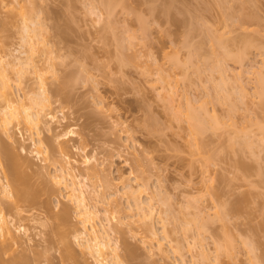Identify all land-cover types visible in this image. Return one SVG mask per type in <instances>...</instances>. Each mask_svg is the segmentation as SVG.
<instances>
[{
  "label": "rangeland",
  "instance_id": "rangeland-1",
  "mask_svg": "<svg viewBox=\"0 0 264 264\" xmlns=\"http://www.w3.org/2000/svg\"><path fill=\"white\" fill-rule=\"evenodd\" d=\"M103 1H110L111 15L105 12ZM103 1L0 0V55L6 61L19 55L24 61V54V58L29 54L24 53L28 48L21 39V17L37 22L32 25L40 41L34 40L37 50L32 57L48 92L47 101L35 109L44 103L41 114L55 115L53 121L43 116L39 127L14 121L6 132L0 128L1 140L19 160L25 159L20 171L28 180L27 187L54 190L40 192L32 204L1 194L3 209L18 207L12 216L15 226L21 225L19 241L10 251L33 255L46 250V256L34 264H95L72 237L78 262L61 258V234L79 224L73 203L65 190L53 185L47 172L54 171L53 159L66 153L76 160L75 173L85 184L86 195L95 185L107 196L112 194L102 200L95 192L89 201L98 210L95 225L103 226L111 243L119 245L124 264H216L217 260L218 264H255L250 242L256 264H264V133L260 129L264 127V84L260 94L256 83L257 71L264 73V0ZM161 4H171L170 12L175 14L161 13L165 9ZM151 7L160 15L152 13ZM136 14L142 17L145 29L138 25L142 23ZM213 36L223 37L220 43L226 41L224 47L230 45L227 51L235 55L243 43L251 44L242 59L222 60L223 75L213 66L221 61L214 58L222 53L213 44ZM206 56L211 60L206 61ZM6 68L9 73L11 67ZM16 69L9 70L10 90L15 98L31 105L30 96L38 91L40 76L33 68H22L21 74ZM163 74L169 78L167 85L157 79ZM237 78L240 82L235 84ZM216 91L221 97V92L231 93L230 101L215 97ZM187 107L200 117L212 115L215 125L191 133L184 116ZM32 140L41 141L39 155ZM0 156L1 184L6 162L2 153ZM84 156L98 172L107 169L113 182L110 180L109 188L103 187L101 171L97 177H87ZM121 175L128 178L125 184H132L137 200L151 206L150 219L158 238L148 231L147 219H137L135 210L118 213V206H132L135 197L122 193ZM223 204L226 209L222 210ZM218 209L228 213L224 219L215 218ZM200 210L204 218L197 216L196 220L195 212ZM63 211L68 214L59 221L55 215ZM228 240L233 245L229 255L222 251L218 256L215 247L225 242L228 247ZM125 243L135 249L133 258L124 256Z\"/></svg>",
  "mask_w": 264,
  "mask_h": 264
},
{
  "label": "bare ground",
  "instance_id": "bare-ground-1",
  "mask_svg": "<svg viewBox=\"0 0 264 264\" xmlns=\"http://www.w3.org/2000/svg\"><path fill=\"white\" fill-rule=\"evenodd\" d=\"M220 1H223V0H220ZM103 2H106V1H103ZM103 4L105 6V10H106L105 12L106 13L108 12L110 14V12L112 10V6L110 5V1L109 2H106V3H103ZM151 4H150V6H152ZM161 5H163V4H161ZM170 5L167 4L166 7L163 5L165 9H163V7L160 6L163 9V11H161V13L162 12L165 13V14L167 13V15H168V13L171 11L170 10ZM160 7L158 6L157 9L160 8ZM155 9L156 8L151 7L152 13H155V12L158 11V10H155ZM173 9L174 8H172V10ZM153 11H155V12H153ZM172 12H170V13L172 14ZM158 13L160 15V12L159 11H158ZM23 15H24V13L21 16H23ZM25 16L26 15H24L23 18L21 17V20L24 22V25H22V27L23 26L24 27H23V30L21 32V35H22V33H24V34H23V36H21V39L23 37V39H22V40H24L22 42V43H24L23 45H25L27 43V45L29 46V47H27V45L25 46L26 48H28L27 49V50H29L28 52H27V50H24L26 52L23 51L26 54L29 53L28 56L26 55V58H24L25 57V54H24V57H22V60H24V61H20L21 60L20 59L21 58L20 55L14 57L13 60L6 61V56L5 55L3 56V54L0 55V128L3 131L5 130L4 132H6L7 127L9 128L8 125H11V123L14 122V121H16L18 124H21L22 123V124H24V126H26L28 128H32V127L34 128V127H37L39 124H41L43 122V116H44V118H48L50 121H53L55 119V115L53 113H50L49 111H48L49 113L46 112L47 113L46 116L44 114L43 115L41 114V109H42V107L44 108V106H43L44 103H43V105H42L41 108L40 107L39 108L37 107V109H35V106L41 105L42 102H43V100L44 101H47V98H46L47 95L45 96V93L47 94L48 91L46 90L47 89L46 88V86H47L46 81H44L45 79L41 77L42 76L41 73L38 75V71H37V68H36L37 67V64L35 65V60H33L34 58L32 57V55H34L33 52H35L37 50L36 47H35V41L36 42L37 41H40V38H39V40L37 39L39 37V35L37 36L38 33L36 32L37 31L36 30L37 28L33 27V25L35 26L37 22L35 20L33 21V20L29 19V17L26 18L27 16L26 17ZM137 16H139L138 19H140V20H137L138 23L139 22L142 23V20H141L142 17L140 18V14L137 15ZM171 16H174V15H171ZM27 19H29V21H27L28 23L30 21L32 22V23L31 22L29 23L30 25L26 22ZM145 19H146V17H145ZM143 21H145V20H143ZM34 22H36V23H34ZM144 23L145 22H143L142 24L139 23L138 25L139 26H143ZM144 26H143V28H144ZM141 28L139 30H141ZM143 30H141V31L143 32ZM141 34H142V36L144 35V33H141ZM215 37L213 36V40L216 39L215 40L216 43L214 42L213 44H216V46L218 45L220 51H222L223 54L221 53V56L218 54V56L220 57L218 59V58H216L217 56L215 57V53H213V55L215 57L214 58L215 59V62H216V59H217V61L218 60H221V61L220 62H216L218 64L215 63L217 66H215V64L214 65L212 64V65L215 68L218 67L216 71H220L222 73L221 75H223L224 74L223 72H225V71L222 72V70L225 67H223L224 65L222 66V64H221L222 60H225L227 58L228 59L229 58L232 59V57H233L232 60H234V59L236 60L237 59V61H238L239 59H242V57L247 53L246 52L247 51L246 50L247 47H250L251 44L244 41L245 42V43H243L244 46H242L243 49H241V51H239V52H236L237 55H235L234 54L235 52L230 53L232 50L231 51L230 50L227 51L228 48L230 47V45L224 47V43H226V41L224 43L223 42L220 43L222 41L223 37L222 38H215ZM220 37H221V34H220ZM35 39H37V40H35ZM223 41H224V39H223ZM228 42H227V44H228ZM39 43L40 42H38V44ZM38 44L36 43V45H38ZM185 44H187V42H185ZM188 45H189V41H188L187 46ZM220 45H221V47H220ZM216 46H212V48L214 49V47H216ZM221 48H222V50H221ZM34 49H36V50H34ZM216 49L219 50L218 48H215V50ZM217 50H216V52H217ZM195 51H193V52L195 53ZM211 52H213V51H211ZM175 53H176V51H175ZM192 55H195V54H192ZM198 55H196L195 57H197ZM225 55H227L228 57L225 56ZM18 57H20V58H18ZM207 58H208V56H206V58H204V59L206 60ZM188 59L190 60L189 57H188ZM194 59L195 58H193V60ZM204 59L202 61H204ZM208 59H210V58H208ZM176 60H177V57L175 58V60H173V63L174 64L176 63ZM200 60H201V58L199 59V61ZM206 61H204V63ZM177 62H178V60H177ZM196 63L198 64V61ZM206 63L204 64L205 66H206ZM162 64H160V65H162ZM196 65L194 67H196ZM212 65L209 66V67H212ZM25 66L29 67V70L28 71H30L31 68H33V70H34V71H32L33 73L37 71L38 77L41 75L39 77V80H38V82H39L38 83V85H39L38 91L32 93L31 96H30V100L32 101V104L33 105L32 104L31 105H28V104L25 105V103H23L24 100L23 99L22 100L19 99L20 100L19 101L17 98H15V95L13 94L14 92L10 90V88H12V87H10L11 86V83L9 82L10 77L8 76L9 73H10V71H13L14 70V67H17L15 73L21 74V73H23L22 72V68H25V69L27 68ZM6 67H11V69H8V72L9 73H7V68ZM197 67H198V65H197ZM214 67H213V69L215 70ZM221 67H222V69H221ZM219 68H220V70H219ZM25 69H23V70L26 72L27 70H25ZM161 69L162 68L160 66H157V70H160L161 71ZM210 70H212V68ZM257 73H259V74L256 76V77H258L257 78L258 80L256 79L257 80L256 83H258L257 84V85H259L258 89L261 92L260 94H262L263 92L261 90L263 89V91H264V87H261L262 88L261 89L260 88V85L264 84V73L261 72L260 70H258ZM163 75H161L157 79H160L161 82L163 81V83H165L166 85L169 84V82H168L169 81L168 76H166V74H165L164 77H163ZM237 77L239 78L240 76H237ZM238 78L236 79V81H235V79L233 80V82H235V84H237L238 82H240V80ZM167 79H168V81H167ZM237 80H238V82H237ZM239 85L242 86V84H240V83H239ZM241 86H239V87H241ZM241 88L244 89L243 87H241ZM216 92H218L217 95L219 96V94H220L219 91H216ZM228 94H229V92H228ZM228 94H225L226 95L225 96L224 93L221 92V95L224 98V100L227 98L226 100L227 101H230L229 99H230L231 93L229 94V97H227ZM218 96H215V97L222 98L221 96H219V97ZM170 98H173V97H170ZM223 98L221 100H223ZM226 100L224 102H226ZM21 101H23V102H21ZM221 103H222V101H221ZM188 107L186 108V112L184 113V116L186 118V121H188V123L190 124L191 133L198 134L206 126L210 127L212 125V127H213L215 125V122H214L213 118H211L212 115H210L209 117H208L209 114L205 116V117L209 118L210 121L212 120L210 122V121H207V119L204 116H201L202 117L201 118L199 116V114L195 110L188 109ZM206 109H202V110H204V112H205ZM231 110H233V109H231ZM43 113H44V111H43ZM181 114H183V113H181ZM181 114H179L178 116H181ZM203 117L205 118V121H204V118ZM181 118L183 119L184 117L181 116ZM206 129H207V127H206ZM260 129H263L262 132L264 133V127L260 128ZM67 133H68V131H67ZM69 133H70V131H69ZM40 143H41L40 140H38L37 142L36 141H33V145H35V146L38 147V148L36 147L35 148L36 151H34V152H36L37 155H39L42 152L41 151V148H40L41 147L40 146L41 145ZM245 143H247L248 145H250V143L247 142V141ZM64 151H66V150L64 149ZM1 153L4 155L3 158L5 159V162H6V173L4 172V176H3L4 177L3 178L4 181L0 184V186H1L0 187V264H34V262H35L36 259L38 260L39 258H44L46 256V250H44V251H40V250L39 251H35L33 253V255H30L28 252H25V251H19V252H15L14 250H12V252L10 251L11 248H12V246L14 244H17L18 241H19V234H17V232H20L21 225L15 226V223L13 221L14 219H13V216H12V215H16V213H18V207L17 206H8V207H5L3 209L2 201H1V194H2V196L4 195L5 197L6 196H8V197L10 196L11 197V196L14 195V197L17 200L21 201L22 203L32 204V203H34L36 201V199H37L38 195L40 194V192L44 191L46 193H48V192L51 193L54 190L51 187H44L43 189H40L38 191H32V188H28L27 187V181L28 180L27 181L25 180L26 179L25 175L23 176L22 175L23 173H21L23 171H20L21 170L20 169V166H21L22 163H24L25 159H24V161H22L20 159L21 160L20 161L19 158H18V156L15 153H13V151L11 150V148H9L6 145V143L3 140H1V138H0V154ZM62 154H63V152H62ZM89 160H90L89 157H86V156H84V159L82 160L84 166L86 165L85 166V170H87V171L84 170V172L87 173V177H97V176H99V172L101 171L102 172V177L104 176L103 178L105 180V182L103 184V187L109 188L110 185H111L110 184V180L112 178L110 180L108 179L109 176L107 177L108 174L105 173V169L106 168H103V167L101 169L99 168L100 171L98 172V169L96 168V166L90 165V163H89L90 161ZM0 161H1V159H0ZM73 162L75 163L76 160L73 159V158H71L68 154L66 155V153H65V154H63V158H61V159H57V158L53 159L52 164H53V170L54 171L52 173H50V174L47 172V174L49 175L48 178L51 179L50 181H52L53 185L56 186V187H58V189L65 190L66 197L74 205L75 217L77 218V221H78V224H79V226H76V227L71 228L67 233H62L61 234V236H60V243H61V252L60 253H61V258L63 260H72L73 262H78V254L72 248L71 242H70V240H71L70 238L72 237V238H74V240H77L76 242L79 243L80 248L83 249V250H85V252L89 256L92 257V259L94 260V263L95 264H124L123 263V257L118 252L119 245L117 243H115V244H112L111 243V239L109 238V234L103 228V226H101V227L98 228L95 225L96 224V222H95L96 219L95 218L98 216V210L95 208V204L92 205L90 203V201H89V199H91V197L95 196V192H97L101 196L102 200H105L108 196H111L112 194H109L107 196V194L103 190L102 191L101 190H97L96 188L98 186L96 187V185H95V188L93 187L91 189L92 190V193L86 195L85 194V189H84L85 184L82 182V179H79V176H78L79 174L75 173V169L77 167L74 166V163ZM99 167H101V166H99ZM83 175L86 176V174H84V173H83ZM124 177L125 176H122L121 175L120 180H119V177H118L119 182L125 184L127 182L128 178L127 177L124 178ZM88 180L91 181L92 179L90 178ZM111 183H113L112 180H111ZM25 184H26V186H25ZM92 186H94V185H92ZM115 193L116 194H113V195H117V192H115ZM122 193L128 194L130 197L132 196V198L135 196L133 198L134 204H132V206H127V207H124V208H122V206L121 207L118 206V208H117L118 213L119 212L121 213L123 211L125 212L126 210L128 212L129 211H132V210H135L136 213L134 215L137 216V219L142 218V220H144V222L146 221L145 219H147V221L145 223L147 225H149V228L151 229V231L150 230H148V231L151 232V234H153V235L156 236V233L157 232H156V230L154 231L155 228L153 227L152 219H150V218H152V209H151V206L148 205V204H147L148 205L147 206V205H145L143 203V201L137 200L138 197H136L135 190L133 189L132 184H125L124 185V190H123ZM221 206H219V207H221ZM224 206L225 205L223 204L222 210H223V208H225ZM116 207L117 206L115 205V211L117 212ZM218 211H219V209H218ZM218 211L215 213L216 215H214L215 218L216 217L218 218L217 220H220L222 218L224 219V215L226 217L227 214H228V213L227 214L223 213L225 211H222V212H220L221 210L219 212ZM226 212H227V210H226ZM198 213L195 212V215L193 213L194 217L196 216V218H195L196 220H199V218L202 216V215H200L201 214V210H200V213H199L200 216L198 215ZM67 214H68L67 211H63L60 214H56L55 217L57 219H59V221H63L65 219V217L67 216ZM219 217H220V219H219ZM202 218H204V216L201 217V220H203ZM205 221L203 222V224L200 225L201 227L206 224L207 221L206 222ZM144 222L142 224H144ZM189 223L190 222H188V224ZM146 224H145V226H146ZM164 224H162L163 227H164ZM261 225L263 226V223ZM13 226H15V227L13 228ZM146 228L149 229L148 226ZM198 234H199V232H198ZM195 239H198V238H195ZM201 239H199V242H197L198 245H200L199 243H200V240ZM158 242H160V240H158ZM227 242H228L227 244L230 246V248H229V246L227 247L225 245L226 242L224 244H222L221 242H219L221 244H219L218 246L215 247V248L218 249L216 251L218 256H219L218 252H222V251L225 252L226 254L228 253V255H229V252L232 250L231 248H232L233 245H231L232 244L231 241L229 242V240H228ZM246 243L249 245V242H246ZM192 244L194 245V242ZM249 246L250 247H248V248H250V252L252 253V255H251L252 262H255V264H256V260H257L256 257L257 256H256L255 251H254L255 250L254 249L255 247L253 246V244H251V242H250V245ZM132 247L133 246H131V245L127 244V243L124 244L123 251H124V256L125 257H127V258H133V256L135 255V251H134L135 249L132 248ZM158 247H161V242L158 243ZM200 252H201V254L204 252L202 248H200ZM204 255H206V254H204ZM217 255L215 256L216 257L215 258L216 260L218 258ZM205 257L207 258V256H205ZM205 257H202V258H205ZM217 262H218V260L216 261V264L219 263V262L218 263ZM42 263L43 264H46L45 261H42ZM214 263H215V261H214Z\"/></svg>",
  "mask_w": 264,
  "mask_h": 264
}]
</instances>
